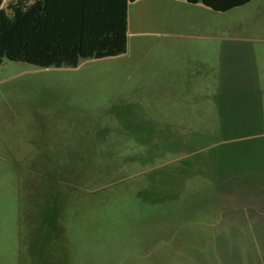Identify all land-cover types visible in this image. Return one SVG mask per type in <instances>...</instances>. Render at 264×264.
<instances>
[{
  "label": "rangeland",
  "instance_id": "374dc122",
  "mask_svg": "<svg viewBox=\"0 0 264 264\" xmlns=\"http://www.w3.org/2000/svg\"><path fill=\"white\" fill-rule=\"evenodd\" d=\"M171 4H129L123 54L1 64L0 264H264V0L203 16L213 58Z\"/></svg>",
  "mask_w": 264,
  "mask_h": 264
},
{
  "label": "trees",
  "instance_id": "16d2710c",
  "mask_svg": "<svg viewBox=\"0 0 264 264\" xmlns=\"http://www.w3.org/2000/svg\"><path fill=\"white\" fill-rule=\"evenodd\" d=\"M133 1L0 0V66L8 60L41 68L75 67L83 60L123 54ZM186 1L226 11L249 0ZM183 143V138L173 140L174 146Z\"/></svg>",
  "mask_w": 264,
  "mask_h": 264
},
{
  "label": "crops",
  "instance_id": "0c3cea01",
  "mask_svg": "<svg viewBox=\"0 0 264 264\" xmlns=\"http://www.w3.org/2000/svg\"><path fill=\"white\" fill-rule=\"evenodd\" d=\"M139 1L142 0H135L133 2L130 3H137ZM253 0H249L247 3L237 6V7H233L229 10L226 11H219V10H214L206 5H204L202 2H187L186 0H172V4L170 6H167V17H166V22H167V26L169 29H171L174 32H179V27L178 24H176L174 22V18H175V12L174 10L170 11V7L173 8L174 6L178 7L180 5H182V9H184L183 11L187 12L188 14H192L193 15H200L202 14V18L200 21H196V22H189L188 24H186V26L183 27L182 29V34L183 36L190 40V42H186V46L185 49L183 50V54L185 58H213L216 57V53H218V57H220V37H221V30H222V23L220 21L219 18V22L216 23V17L214 16V18L212 19V16H206V18H204L203 16L206 13H209L208 11L211 12H228L230 10L236 9V8H245L248 7L249 4H251ZM129 3V4H130ZM175 3V4H173ZM129 4H128V8H129ZM178 4V5H177ZM254 4H252L253 6ZM255 7V6H254ZM253 7V8H254ZM257 9L260 8L258 6H256ZM251 10V9H250ZM249 10V12H250ZM248 11V10H247ZM127 15H128V10H127ZM212 15V14H211ZM215 15V14H214ZM254 15L256 17H258L257 13H254ZM198 17V16H196ZM128 18V16H127ZM200 18V17H199ZM214 20V21H213ZM244 21V20H243ZM240 28L243 29H253L252 31H257L254 29L257 28H262V25H252L249 24L248 21L247 22H242L239 24H231L228 25L225 30L226 31H236V33H242ZM127 29H128V21H127ZM177 36H180V34L178 33Z\"/></svg>",
  "mask_w": 264,
  "mask_h": 264
}]
</instances>
